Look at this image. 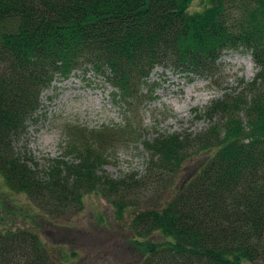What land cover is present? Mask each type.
Instances as JSON below:
<instances>
[{"label":"trees","instance_id":"1","mask_svg":"<svg viewBox=\"0 0 264 264\" xmlns=\"http://www.w3.org/2000/svg\"><path fill=\"white\" fill-rule=\"evenodd\" d=\"M192 1L0 0V176L50 219H69L100 192L119 215L129 212L131 241L146 252L138 264H264V0H209L190 11ZM237 48L251 53L256 73L212 102L207 116L220 121L197 137L144 143L146 177L181 178L158 206H140L131 177H105L92 146L42 172L17 147L56 75L91 68L131 106L155 68L210 76ZM192 151L197 165L180 173ZM4 222L0 264H56L36 226Z\"/></svg>","mask_w":264,"mask_h":264},{"label":"rangeland","instance_id":"2","mask_svg":"<svg viewBox=\"0 0 264 264\" xmlns=\"http://www.w3.org/2000/svg\"><path fill=\"white\" fill-rule=\"evenodd\" d=\"M208 3L193 0L190 11L202 10ZM255 73L251 53L243 48L223 52L210 76L157 67L143 85L139 101L131 106L118 99L112 86L91 68L75 70L68 77L56 75L42 92L40 108L17 147L42 172L56 161L74 160V149L81 150L83 144L92 146L104 160L105 177H131L140 206H158L181 178L171 180L162 173L159 178L146 177L150 155L144 143L173 133L197 137L220 121V116L214 121L207 116L212 102L244 90ZM102 131L108 136L95 138ZM194 153L180 173L197 165ZM0 217L5 226H36L56 264H138L146 253L131 241L129 212L119 215L100 192L86 195L83 209L69 219H50L25 195L9 191L0 176Z\"/></svg>","mask_w":264,"mask_h":264}]
</instances>
